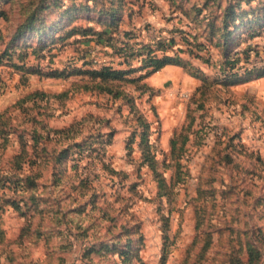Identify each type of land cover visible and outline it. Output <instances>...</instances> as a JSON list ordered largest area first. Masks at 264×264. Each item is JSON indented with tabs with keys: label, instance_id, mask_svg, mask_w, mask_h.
Instances as JSON below:
<instances>
[{
	"label": "rangeland",
	"instance_id": "1",
	"mask_svg": "<svg viewBox=\"0 0 264 264\" xmlns=\"http://www.w3.org/2000/svg\"><path fill=\"white\" fill-rule=\"evenodd\" d=\"M0 264H264V0H0Z\"/></svg>",
	"mask_w": 264,
	"mask_h": 264
},
{
	"label": "trees",
	"instance_id": "2",
	"mask_svg": "<svg viewBox=\"0 0 264 264\" xmlns=\"http://www.w3.org/2000/svg\"><path fill=\"white\" fill-rule=\"evenodd\" d=\"M161 42L165 43V41H161ZM171 42H172V40H169L168 44L171 45L172 44ZM146 45L149 46L151 44H143V46H146ZM149 47H151V46H149ZM160 49H162V48H160ZM177 59L178 58L176 56L171 57V56L167 55L165 48H164V50L162 49L161 54L154 52L153 48H149V54L146 55L145 58L142 59L144 64L139 67L141 70L145 69V72L140 73L133 78H128V80H126V82L140 81L141 79L145 78L150 73L155 72L156 70L163 67L168 62L177 61ZM100 73L103 75H107V74H111V73L116 74L117 72L113 68H104L103 67L101 69ZM106 92L109 94L113 93V95H117L120 91L119 90L114 91L110 88H107ZM122 94H124L123 91H122ZM141 117L142 116L140 115V118ZM143 132L144 133L142 135V139H145L147 136V132H146V130H144ZM174 143H175V140L172 138L171 139V145L173 146Z\"/></svg>",
	"mask_w": 264,
	"mask_h": 264
}]
</instances>
